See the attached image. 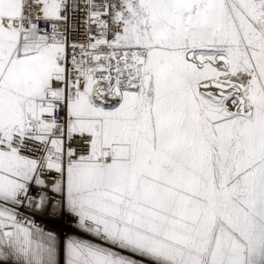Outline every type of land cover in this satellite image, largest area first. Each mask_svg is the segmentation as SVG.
I'll use <instances>...</instances> for the list:
<instances>
[{
	"label": "snow or ice",
	"instance_id": "6c2138e0",
	"mask_svg": "<svg viewBox=\"0 0 264 264\" xmlns=\"http://www.w3.org/2000/svg\"><path fill=\"white\" fill-rule=\"evenodd\" d=\"M0 264H264V0H0Z\"/></svg>",
	"mask_w": 264,
	"mask_h": 264
}]
</instances>
